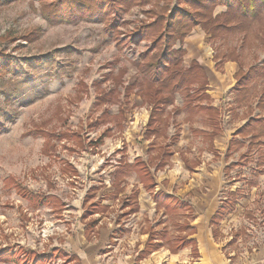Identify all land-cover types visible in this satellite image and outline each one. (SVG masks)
<instances>
[{"label": "rangeland", "instance_id": "obj_1", "mask_svg": "<svg viewBox=\"0 0 264 264\" xmlns=\"http://www.w3.org/2000/svg\"><path fill=\"white\" fill-rule=\"evenodd\" d=\"M54 1L45 0L47 4ZM225 10L219 6L214 14ZM43 14L38 0H10L0 6V248L3 245H21L43 251L63 231L72 229L67 221L55 222L60 218L51 207L37 211L30 209L13 189L5 187L6 178H16L40 193L62 198L66 205V218L72 219L79 214L74 207L81 206V200L91 185L100 186L103 192L104 188L113 185L110 166L121 157L124 143L131 159L143 154L148 144L144 137L148 111L134 97L127 101L124 88L117 86L115 77L119 69L127 70L123 82L126 87L131 86L138 79L140 54L149 44L138 47L125 45L123 50H119L114 34L106 29L105 22L81 20L75 24L53 26ZM145 20L138 8L119 17L121 38L127 40L130 31ZM261 29L264 32V26ZM195 32L201 36L200 47L207 54V73L212 78L213 90L227 76L233 82L230 74L233 63L224 61L227 54L235 51L246 70L262 65L264 61V50L258 44L259 40L254 38L255 33L237 32L212 41L207 32L198 29ZM194 54L191 55L193 58H201ZM218 56L219 60L216 59ZM190 60L191 57H185V68ZM225 62H228L227 72L221 66ZM234 67L237 71L238 64L234 63ZM235 85L226 90H234ZM247 89L246 107L237 104L236 94L230 91L229 99L220 104L225 136L218 144L219 150L226 151L225 143L231 139L232 133L250 117L264 118V105L260 107L258 104L264 90V77L254 79ZM113 90L121 94L111 103L100 106V93L109 97ZM119 108L125 110L122 130L118 119L104 122L101 118L105 110L111 116L117 115ZM176 118L184 132L183 143L177 148L184 151L190 160L201 158L204 165L196 175L189 174L188 186H200L199 176L207 175V167L214 169L221 164L212 163L216 160L212 159L207 145L190 136L186 114H177ZM195 127L206 131L208 122L203 116H198ZM60 132L81 138V145L85 142L86 148L80 149L76 139L64 137L53 141L56 151H52L49 138L54 140V135ZM174 133L172 126L168 134ZM103 137V146L95 152L91 150L94 148L88 146L91 141L96 145ZM162 139L157 138L159 143ZM191 139L194 141L192 151L187 147ZM250 143L248 139L244 146L232 147L235 156L230 159V162L237 160L248 164L252 159L250 165L236 168L227 177L220 174V200L227 188H240L242 193L239 211L227 217L221 226L224 236L220 243L225 246L224 252L229 254L239 248V243L228 245L230 237L238 231L243 233L240 237L242 248H253L255 239L257 244L264 239V173L259 177L255 175V162L261 153L264 154V140L258 146H250ZM249 151L251 157L246 161L245 155ZM62 162L75 165L79 176L71 181L64 177L60 172ZM176 176L173 177L182 179L184 173L177 171ZM248 182H254L252 187ZM177 187H181L179 183ZM73 222L75 224L76 220Z\"/></svg>", "mask_w": 264, "mask_h": 264}, {"label": "crops", "instance_id": "obj_2", "mask_svg": "<svg viewBox=\"0 0 264 264\" xmlns=\"http://www.w3.org/2000/svg\"><path fill=\"white\" fill-rule=\"evenodd\" d=\"M197 29L204 32L201 28L196 27L184 41L183 47L186 54L183 58V67L185 68V57H191L189 66L185 69H189L191 63L196 62L207 80L205 92H191L195 99L188 106L185 102L187 101L186 93H176L173 104L164 106V109H161L158 114L154 113L152 104L145 101L140 95L139 87H131L141 80L140 58L137 67L138 79L131 86L126 87L123 82L127 70L119 69L115 81L119 88H124L127 101L134 97V100L140 101V104L146 107L145 111H148L147 123L144 128V137L148 144L144 148L143 154L133 156L131 159L127 152L128 146L124 143L121 157H118L110 166L112 167L111 173H113V185L104 188V192L100 186L91 185L81 200L83 201L81 206L74 207L77 210L75 212L79 213L77 216L72 219L66 218V205L62 198L53 194L40 193L13 177L4 180L5 187L13 189L20 199L28 203L30 209L37 211L41 208L51 207L60 218L55 222L66 223L67 221L72 229L68 232L63 231L43 251L21 245L17 247L3 245L0 248V264H18L16 257L21 249L33 252L38 257L34 264H264V239L261 244H257V239L254 238L253 248H242L240 237L243 233L238 231L230 237L228 245L235 246L239 243V248L230 254L224 252L225 246L220 243L224 236L221 229L223 221L239 211V201L242 199L240 188L235 190L227 188L224 192L225 195L220 200L222 189L220 176L227 177L236 168L248 166L251 162L249 164L243 161L237 162V160L230 162V159L235 156V153L229 149L230 145L235 137L242 140L235 136V133L243 125L236 129L232 133L231 139L225 143V152L224 149L219 150L218 148V144H221V139L225 136L220 104L229 99V91L236 94L235 89H226L236 84L235 74L239 71V64L236 61H230L229 63H233L230 66L233 69L230 72L233 82L231 83V79L227 76L224 80L221 79L217 88L215 87L213 90L212 78L207 73V54L200 47L202 40L201 36L199 37L195 32ZM193 53L200 55L201 58H193L191 56ZM234 63L238 64L237 71L235 67L232 68ZM226 64L228 62L221 64L222 67H225V72H227ZM223 72L224 68L223 71L221 70V73ZM214 80L216 81L217 78ZM129 87H131L130 90H128ZM100 94L99 104L102 106L111 103L121 93L113 90L109 97L102 92ZM244 107L246 106L242 108ZM169 109L170 113H168ZM180 113L186 114L185 121L189 126L190 136L198 138L207 145L208 150L212 153V159L216 160L212 163L221 164L214 169L207 167V175L199 176L200 186L198 184L192 187L188 186L187 178L190 179V175H196V172L204 166L201 158L190 160L184 151L180 152L177 148L183 143L184 135L181 124L176 118V115ZM198 116H203L207 120L208 129L206 131L195 127ZM124 117L125 110L119 108L117 115L111 116L109 111L105 110L101 118L104 122L118 119V126L122 130ZM172 126L175 133L169 135L168 131ZM49 134L51 136L52 133ZM64 137L74 138L80 149L86 148L85 142L81 145V138L67 132H60L56 136L54 135V140L49 138L51 139L50 149L56 151L53 141ZM160 137L163 138L161 143L157 140ZM104 142L105 138L103 137L98 144L95 145L91 141L88 146L90 149L93 146L94 148L91 150L95 152L103 146ZM187 145L192 151L193 139L189 140ZM222 145L224 146V143ZM247 155H245L246 158ZM255 163V175L259 177L264 173V168L260 169L257 161ZM176 165L178 166L176 167ZM145 169L148 171V176L145 174ZM177 171L184 173L182 179L177 180L173 177L176 176ZM60 172L70 181L80 174L79 169L69 162L61 163ZM172 172H174L173 176ZM184 182L185 184H183ZM178 183L181 187H177ZM248 184L252 187L254 182H248ZM18 186L35 192L36 201L23 198L18 193ZM50 187L52 186L50 185ZM231 193L237 194L235 209L223 217L215 229L218 233L214 235V226L211 224V220L221 210L224 200ZM178 215H180L179 219L175 221ZM248 245L251 246V244Z\"/></svg>", "mask_w": 264, "mask_h": 264}, {"label": "trees", "instance_id": "obj_3", "mask_svg": "<svg viewBox=\"0 0 264 264\" xmlns=\"http://www.w3.org/2000/svg\"><path fill=\"white\" fill-rule=\"evenodd\" d=\"M38 1L50 25L97 20L105 22L106 29L114 34L119 50H123L125 45L138 47L148 43L145 51L140 54L141 80L131 87H139L140 95L152 104L154 113L157 114L164 106L173 104L176 93H186L185 102L188 106L195 99L191 92H205L207 78L198 63H191L189 69L183 67L186 54L183 44L196 27L210 34L212 41L237 32L255 33L254 38L259 40L258 44L264 50V32L261 29L264 26V0H55L50 4L45 0ZM9 2L10 0H0V6ZM219 6L226 10L215 15ZM133 8L140 9L146 20L130 31L127 40L122 39L123 35L118 31V18ZM218 58L219 56L216 57ZM226 60L239 64L234 89L237 104L246 106L245 95L251 89H247L248 85L254 79L264 77V61L262 65H254L246 70L235 51L227 54L224 61ZM195 84L197 85L194 86ZM258 104L260 107L264 105V90ZM235 134L242 140L235 137L229 148L231 151L238 144L239 147L244 146L248 139L250 146H258L264 140V118L250 117ZM251 151L247 157H250ZM257 163L260 169L264 168L263 153ZM145 174L148 176L146 169ZM17 190L23 198L36 201L35 192L28 191L23 186H18ZM236 199L237 194L231 193L211 220L214 235H217L218 231L215 229L223 217L235 209ZM16 258L18 264H34L38 259L33 252L25 249H21Z\"/></svg>", "mask_w": 264, "mask_h": 264}]
</instances>
